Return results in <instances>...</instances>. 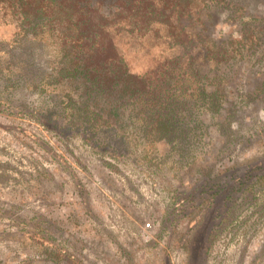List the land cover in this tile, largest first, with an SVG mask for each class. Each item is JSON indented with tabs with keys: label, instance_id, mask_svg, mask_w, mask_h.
<instances>
[{
	"label": "rangeland",
	"instance_id": "1",
	"mask_svg": "<svg viewBox=\"0 0 264 264\" xmlns=\"http://www.w3.org/2000/svg\"><path fill=\"white\" fill-rule=\"evenodd\" d=\"M233 1L245 13L218 14V40H240V22L264 15V0ZM15 32L0 26V41ZM135 58L143 70L148 61ZM248 61L235 66L219 116L199 115L193 168L169 166L162 179L127 162L110 170L108 154L80 136L63 141L19 107L55 101L18 90L5 103L0 93V264H43L51 244L80 264H189L193 239L198 264H264V49ZM200 166L220 179H198Z\"/></svg>",
	"mask_w": 264,
	"mask_h": 264
},
{
	"label": "trees",
	"instance_id": "2",
	"mask_svg": "<svg viewBox=\"0 0 264 264\" xmlns=\"http://www.w3.org/2000/svg\"><path fill=\"white\" fill-rule=\"evenodd\" d=\"M224 12L234 22L245 7L233 0H0V26L16 28L11 42L0 41V93L5 103L18 90L55 101L57 109L19 107L63 141L80 136L108 154L110 170L127 162L162 179L169 166L193 168L204 131L199 115L219 116L235 66L264 49V15L240 22V40L213 37ZM139 55L148 64L135 71ZM195 169L198 179H220ZM245 192L252 200L254 187ZM195 240L187 244L189 264H198ZM45 254L43 264H80L57 245Z\"/></svg>",
	"mask_w": 264,
	"mask_h": 264
},
{
	"label": "built area",
	"instance_id": "3",
	"mask_svg": "<svg viewBox=\"0 0 264 264\" xmlns=\"http://www.w3.org/2000/svg\"><path fill=\"white\" fill-rule=\"evenodd\" d=\"M148 227L150 226V224L147 225Z\"/></svg>",
	"mask_w": 264,
	"mask_h": 264
}]
</instances>
